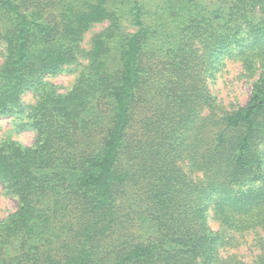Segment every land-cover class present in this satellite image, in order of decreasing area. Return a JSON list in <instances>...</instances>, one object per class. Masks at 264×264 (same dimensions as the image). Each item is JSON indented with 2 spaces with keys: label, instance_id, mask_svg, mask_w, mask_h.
<instances>
[{
  "label": "trees",
  "instance_id": "1",
  "mask_svg": "<svg viewBox=\"0 0 264 264\" xmlns=\"http://www.w3.org/2000/svg\"><path fill=\"white\" fill-rule=\"evenodd\" d=\"M0 47V118L36 134L0 140V264H246L222 250L264 233V0H0ZM226 60L254 80L233 111Z\"/></svg>",
  "mask_w": 264,
  "mask_h": 264
},
{
  "label": "rangeland",
  "instance_id": "2",
  "mask_svg": "<svg viewBox=\"0 0 264 264\" xmlns=\"http://www.w3.org/2000/svg\"><path fill=\"white\" fill-rule=\"evenodd\" d=\"M108 27V23L95 25L84 40V48L89 49L93 37L103 32ZM4 48L0 47V62ZM217 72L215 79L209 82L210 90L217 100L219 109L224 111H233L240 107H245L250 99L254 80L244 77L241 64L237 60H226ZM77 68L72 66L65 68L57 75L48 79L55 84L61 93L68 92L77 78ZM33 95L26 94L23 97V103H32ZM10 118H0V140L13 139L24 146H32L36 139V134L29 130H14V123ZM13 130V131H12ZM18 209V201L7 195L0 183V221L8 217ZM211 227L214 231L220 230L217 221H211ZM233 239L234 245L222 250V257H236L246 264H256L262 255V242L264 233L259 231H249L246 233L229 234Z\"/></svg>",
  "mask_w": 264,
  "mask_h": 264
}]
</instances>
